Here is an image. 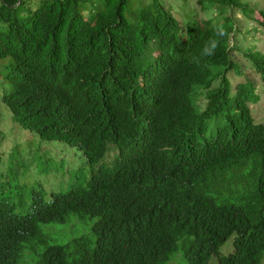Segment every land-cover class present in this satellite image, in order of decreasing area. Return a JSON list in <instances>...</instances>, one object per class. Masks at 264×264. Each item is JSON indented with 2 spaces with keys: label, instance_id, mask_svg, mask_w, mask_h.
<instances>
[{
  "label": "trees",
  "instance_id": "obj_1",
  "mask_svg": "<svg viewBox=\"0 0 264 264\" xmlns=\"http://www.w3.org/2000/svg\"><path fill=\"white\" fill-rule=\"evenodd\" d=\"M146 1L0 0L13 120L114 165L45 199L38 181L10 180L22 165L9 170L0 144V264H264V123L249 107L264 53L242 49L241 68L229 48L264 34V7L201 0L203 20L183 6L178 20L167 0ZM237 14L257 26L247 33ZM75 218L68 244L44 231Z\"/></svg>",
  "mask_w": 264,
  "mask_h": 264
},
{
  "label": "rangeland",
  "instance_id": "obj_2",
  "mask_svg": "<svg viewBox=\"0 0 264 264\" xmlns=\"http://www.w3.org/2000/svg\"><path fill=\"white\" fill-rule=\"evenodd\" d=\"M200 1L201 0H188V4L181 5L182 0H167L166 4H172L174 9H172L171 12L178 20L180 19L179 8L180 6H183L182 10L184 13L191 10L198 12V20L201 21L206 17V15L202 11V5L200 4ZM256 1L257 4H255ZM252 3L257 7V9L255 8L256 10L264 7V0H252ZM217 12L218 11L215 10L211 11L210 15L215 17ZM255 15L256 12L254 16ZM219 17H222V15L219 14ZM224 17L225 16L222 18ZM233 17L238 18V20H242V24H239V28H243L247 33L253 30L255 25L253 20H249L248 18L244 17L239 19L238 14ZM187 22L188 19L183 18V24ZM256 40L257 41L254 42L253 45L251 42L252 40L249 42H242L235 41L234 39L233 43L229 45V48L232 50L234 60H238L242 64L241 68H243V63L245 61V59L242 57V53L240 52L242 49L252 45L255 46V49L264 53V34H258ZM235 46H237V48L239 47V49H235ZM11 62L12 57L0 59V144L2 145L4 151H6V154L4 155L6 167H8L10 170V162L15 164L20 163L22 166L19 165L20 168H18V172H13L10 170L11 176L13 174L10 180H13L14 178H24L25 176L29 179V182L34 183L38 181L41 188L46 192L45 199H51L53 197V193L66 192L77 185L85 183L89 180V178L92 177L94 171L114 169L112 154H107L103 160H101L96 165H93L87 161V158L83 156L81 150L78 148L70 146L69 144L61 141L41 140L36 134L23 129L13 120L11 111L3 101V97L11 88V85L6 81V76L9 72L8 65ZM253 73L254 72H252V75ZM235 75L236 74L232 72L229 73L228 78L230 82L240 81V78H234ZM233 83L235 84V82ZM257 86V91L261 98L257 103L250 104L249 107L251 109V115L254 117V119H256L255 122L264 123V85L258 82ZM201 99H204V97ZM55 144L58 145V147H60L63 152H61L58 147H55ZM16 148H18L20 151L18 156L9 157V153ZM46 151L50 153V156L43 155ZM40 155L45 156V163L38 164L36 162L37 159L40 162ZM51 156L55 158V162H49L47 160ZM106 166L112 167L107 168ZM76 225L82 224L75 218L71 230H66V228L63 227H51L50 230L44 231L50 234L53 239H59L61 243L68 244L73 232L75 231ZM67 235L70 237H67ZM230 246L231 242H228L227 245L223 247L225 254L228 253ZM180 251H183V249L181 248ZM182 257V252H178V254L174 256L176 259L175 263Z\"/></svg>",
  "mask_w": 264,
  "mask_h": 264
},
{
  "label": "clouds",
  "instance_id": "obj_3",
  "mask_svg": "<svg viewBox=\"0 0 264 264\" xmlns=\"http://www.w3.org/2000/svg\"><path fill=\"white\" fill-rule=\"evenodd\" d=\"M194 11V10H193ZM195 12V11H194ZM239 16V19H242L243 16L241 14H238ZM215 17H219V14L216 13L215 14ZM196 20V18H193ZM238 21V18L237 20ZM238 25V24H237ZM236 25V27H237ZM257 25L255 24L254 27H256ZM236 27L234 28V32L232 33V36L233 37H236V35L238 34H235L236 33ZM254 29V28H253ZM261 34V33H260ZM224 35V31L222 29H218L217 32H216V36H223ZM218 47V41L216 39H210L208 42L205 43V45L203 46L202 50H201V54L203 56H206V57H210V56H213L215 55V50L216 48ZM106 157V156H105ZM104 165V164H103ZM113 166V165H112ZM112 166L110 167H107V168H111Z\"/></svg>",
  "mask_w": 264,
  "mask_h": 264
},
{
  "label": "bare ground",
  "instance_id": "obj_4",
  "mask_svg": "<svg viewBox=\"0 0 264 264\" xmlns=\"http://www.w3.org/2000/svg\"><path fill=\"white\" fill-rule=\"evenodd\" d=\"M72 186H73V185H72ZM70 189H71V188H70ZM206 189H207V188H206ZM198 191H199V190H198ZM205 191H206V190H205ZM208 192H209V191H208ZM205 195H207V194H205ZM205 195H204V196H205ZM202 200H203V199H202ZM51 201H52V200H51ZM222 202H223V201H222ZM59 208H60V207H59ZM218 209H219V208H218ZM210 214H211V213H210ZM211 215H212V214H211ZM210 217H211V216H210ZM219 222H220V221H219ZM219 222H218V223H219ZM220 223H221V222H220ZM220 223H219V224H220ZM207 224H208V222H207ZM165 226H166V225H165ZM221 226H222V225H221ZM205 227H206V226H205ZM210 227H211V226H210ZM222 227H223V226H222ZM222 227H221V228H222ZM218 229H219V228H218ZM221 230H223V229H221ZM219 231H220V229H219ZM222 232H223V231H222ZM224 232H225V231H224ZM225 235H226V234H225ZM220 237H221V236H220ZM224 239H225V238H224ZM226 240H227V239H226ZM226 240H225V241H226ZM225 241H224V243H225ZM225 245H227V244H225ZM225 250H226V249H225Z\"/></svg>",
  "mask_w": 264,
  "mask_h": 264
}]
</instances>
